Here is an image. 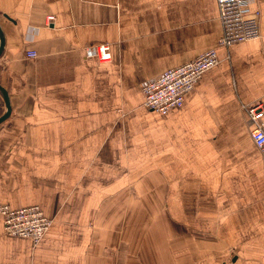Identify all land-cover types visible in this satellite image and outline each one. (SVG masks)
Wrapping results in <instances>:
<instances>
[{"label": "crops", "instance_id": "crops-1", "mask_svg": "<svg viewBox=\"0 0 264 264\" xmlns=\"http://www.w3.org/2000/svg\"><path fill=\"white\" fill-rule=\"evenodd\" d=\"M250 7L262 37L220 47L215 0H0V205L51 220L32 244L0 217V264H264L242 111L264 107V0ZM100 43L108 62L83 52ZM209 49L181 108L143 107L141 85Z\"/></svg>", "mask_w": 264, "mask_h": 264}, {"label": "built area", "instance_id": "built-area-1", "mask_svg": "<svg viewBox=\"0 0 264 264\" xmlns=\"http://www.w3.org/2000/svg\"><path fill=\"white\" fill-rule=\"evenodd\" d=\"M251 1L253 0H215L221 34L217 44L220 47L262 37L259 10L250 7ZM53 18L54 16L48 15L44 20V26H50ZM83 52L87 58L96 62H108L110 59L106 43L87 45L83 47ZM26 55L35 56L32 51L26 52ZM217 63L215 49H209L196 56L194 60L146 81L141 85L143 107L160 115H167L170 111L181 108L187 91L196 84L204 71L210 70ZM242 111L250 122V140L259 151L264 174V107L261 103L254 102L252 105H242ZM0 217L5 234L25 237L34 244L42 239L51 225L50 220L45 218L42 210L36 206L13 209L3 204L0 205Z\"/></svg>", "mask_w": 264, "mask_h": 264}, {"label": "water", "instance_id": "water-1", "mask_svg": "<svg viewBox=\"0 0 264 264\" xmlns=\"http://www.w3.org/2000/svg\"><path fill=\"white\" fill-rule=\"evenodd\" d=\"M2 34H3L2 30L0 29V52H1L2 48H4V39H3ZM0 96H1V98H3L4 103H5L4 104V111H3L4 113L2 115H0V122H2L4 119L9 117L11 112H10V108H9V104H10L9 98L7 97V93L4 89V87H2L1 85H0Z\"/></svg>", "mask_w": 264, "mask_h": 264}, {"label": "trees", "instance_id": "trees-1", "mask_svg": "<svg viewBox=\"0 0 264 264\" xmlns=\"http://www.w3.org/2000/svg\"><path fill=\"white\" fill-rule=\"evenodd\" d=\"M3 104V100H2V98H0V107H1V105ZM1 112V111H0ZM1 114V113H0Z\"/></svg>", "mask_w": 264, "mask_h": 264}, {"label": "rangeland", "instance_id": "rangeland-1", "mask_svg": "<svg viewBox=\"0 0 264 264\" xmlns=\"http://www.w3.org/2000/svg\"><path fill=\"white\" fill-rule=\"evenodd\" d=\"M50 223H51V220H50ZM50 226H51V225H50ZM50 226H49V227H50ZM43 236H44V235H43ZM19 237H20V236H19ZM23 238H25V237H23ZM41 238H42V237H41ZM42 239H43V238H42ZM28 240H29V239H28ZM31 243H32V242H31ZM32 244H34V243H32Z\"/></svg>", "mask_w": 264, "mask_h": 264}]
</instances>
